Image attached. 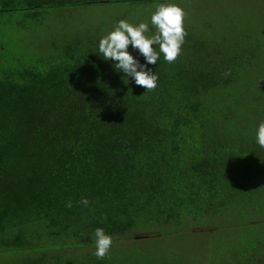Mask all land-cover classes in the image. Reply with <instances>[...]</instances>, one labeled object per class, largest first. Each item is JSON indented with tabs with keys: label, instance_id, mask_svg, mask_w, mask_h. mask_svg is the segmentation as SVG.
I'll use <instances>...</instances> for the list:
<instances>
[{
	"label": "trees",
	"instance_id": "obj_1",
	"mask_svg": "<svg viewBox=\"0 0 264 264\" xmlns=\"http://www.w3.org/2000/svg\"><path fill=\"white\" fill-rule=\"evenodd\" d=\"M160 2L0 0V25L11 13L44 24L54 9ZM115 24L57 29L25 57L0 43V264H264L257 54L185 29L175 62L148 65L158 82L146 91L95 52ZM98 227L113 237L101 260Z\"/></svg>",
	"mask_w": 264,
	"mask_h": 264
},
{
	"label": "rangeland",
	"instance_id": "obj_2",
	"mask_svg": "<svg viewBox=\"0 0 264 264\" xmlns=\"http://www.w3.org/2000/svg\"><path fill=\"white\" fill-rule=\"evenodd\" d=\"M174 2L184 9V27L195 37L202 34L207 44L218 42V45H225L220 41L228 39L240 49L257 54L253 60L260 62L256 65L264 68V0ZM156 4H86L81 7L54 9L43 19L44 24H36L34 20L23 18L20 14H6L4 24L0 25L1 30L6 31V36L0 37V43H6L10 52L25 57L27 52L31 55L45 51L43 46L51 45L57 40V29L82 30L86 25L92 26L103 21H111L113 24L120 19L131 23L148 22ZM148 34L151 35L152 32ZM59 39L61 40V35ZM126 241L117 245L123 246L125 250L135 246L134 241ZM72 249L74 248L69 250Z\"/></svg>",
	"mask_w": 264,
	"mask_h": 264
},
{
	"label": "clouds",
	"instance_id": "obj_3",
	"mask_svg": "<svg viewBox=\"0 0 264 264\" xmlns=\"http://www.w3.org/2000/svg\"><path fill=\"white\" fill-rule=\"evenodd\" d=\"M185 11L174 0H163L155 5L148 22L131 23L126 19L116 22L114 28L99 41L97 50L105 61H111L116 70L126 74L127 78L146 91L157 87L158 75L148 65H155L162 57L171 64L181 54L187 32L184 27ZM152 32L151 35L148 33ZM131 49L137 53L133 55ZM138 57H143V63ZM225 75H228L226 72ZM128 83V79L125 81ZM255 143L264 149V121L256 127ZM80 204L87 207V198H81ZM66 207H72L68 201ZM95 245L94 255L98 260L109 253L113 237L103 228H96L92 234Z\"/></svg>",
	"mask_w": 264,
	"mask_h": 264
}]
</instances>
